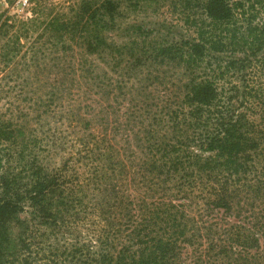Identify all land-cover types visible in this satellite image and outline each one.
<instances>
[{
  "label": "trees",
  "instance_id": "trees-1",
  "mask_svg": "<svg viewBox=\"0 0 264 264\" xmlns=\"http://www.w3.org/2000/svg\"><path fill=\"white\" fill-rule=\"evenodd\" d=\"M160 3L0 14V264H264V0Z\"/></svg>",
  "mask_w": 264,
  "mask_h": 264
},
{
  "label": "rangeland",
  "instance_id": "rangeland-1",
  "mask_svg": "<svg viewBox=\"0 0 264 264\" xmlns=\"http://www.w3.org/2000/svg\"><path fill=\"white\" fill-rule=\"evenodd\" d=\"M38 1L39 0H34L32 3L30 2V4L26 7L20 6L17 2H9L7 5L4 3H0V14L7 12L9 15L17 16L18 19L27 20L28 18H31L32 14L30 13V11L32 10V8H35L37 6ZM48 1L56 5L54 12H57V11H67V6L69 5V3L79 2L80 0H48ZM170 1L171 0H160L161 3L159 5H156L157 7L153 5L154 7H149L147 10L136 12L135 14L131 15V18L128 17L127 21H137L144 23L152 22L153 24L156 22L162 23V22H167L168 20H172L176 17H174L175 14L171 13L172 10H170L168 7V3ZM135 16H137V18H135ZM1 100L2 101H0V108H2V110H0V112H5L6 105L11 104V102L14 104L12 107H16L18 105L21 106L20 102L17 101L16 98L13 97V95L9 97L3 96ZM11 111H20V110H11ZM27 112L33 115L35 114L32 109H28ZM50 120H51L50 121L51 126L54 127L56 125L54 120L51 118ZM30 124L31 126L36 125L35 121L33 120L30 122ZM45 128L47 129L48 127Z\"/></svg>",
  "mask_w": 264,
  "mask_h": 264
},
{
  "label": "built area",
  "instance_id": "built-area-1",
  "mask_svg": "<svg viewBox=\"0 0 264 264\" xmlns=\"http://www.w3.org/2000/svg\"><path fill=\"white\" fill-rule=\"evenodd\" d=\"M9 2H17L20 6L26 7L30 4L31 0H0V3L8 4Z\"/></svg>",
  "mask_w": 264,
  "mask_h": 264
}]
</instances>
